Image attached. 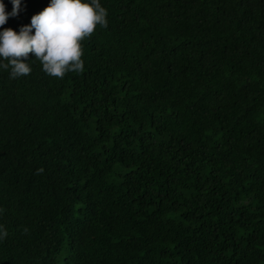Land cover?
<instances>
[{"label": "trees", "instance_id": "1", "mask_svg": "<svg viewBox=\"0 0 264 264\" xmlns=\"http://www.w3.org/2000/svg\"><path fill=\"white\" fill-rule=\"evenodd\" d=\"M99 2L83 71L0 70V264H264V0Z\"/></svg>", "mask_w": 264, "mask_h": 264}, {"label": "clouds", "instance_id": "2", "mask_svg": "<svg viewBox=\"0 0 264 264\" xmlns=\"http://www.w3.org/2000/svg\"><path fill=\"white\" fill-rule=\"evenodd\" d=\"M10 3L11 11L6 12L0 0V26L21 10V0ZM106 16L99 0H48L18 31L0 28V70H7L10 79L27 76L31 72V53V60L38 61L47 76L62 79L68 72L80 73L83 71L80 42L97 25L107 27ZM6 235L0 226V240Z\"/></svg>", "mask_w": 264, "mask_h": 264}]
</instances>
